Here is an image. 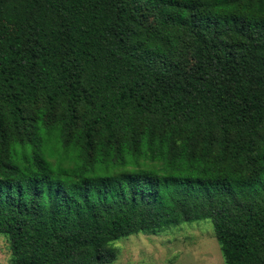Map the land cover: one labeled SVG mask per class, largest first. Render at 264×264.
<instances>
[{
  "label": "trees",
  "instance_id": "16d2710c",
  "mask_svg": "<svg viewBox=\"0 0 264 264\" xmlns=\"http://www.w3.org/2000/svg\"><path fill=\"white\" fill-rule=\"evenodd\" d=\"M206 219L224 264H264V0H0L12 263Z\"/></svg>",
  "mask_w": 264,
  "mask_h": 264
},
{
  "label": "rangeland",
  "instance_id": "374dc122",
  "mask_svg": "<svg viewBox=\"0 0 264 264\" xmlns=\"http://www.w3.org/2000/svg\"><path fill=\"white\" fill-rule=\"evenodd\" d=\"M108 264H224L211 219L184 222L157 233H139L115 242ZM0 264H13L9 237L0 234Z\"/></svg>",
  "mask_w": 264,
  "mask_h": 264
}]
</instances>
